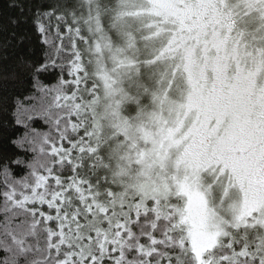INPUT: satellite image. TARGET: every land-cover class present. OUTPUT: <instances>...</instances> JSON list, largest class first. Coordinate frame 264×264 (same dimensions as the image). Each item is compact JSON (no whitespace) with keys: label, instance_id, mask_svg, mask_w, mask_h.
<instances>
[{"label":"snow or ice","instance_id":"obj_1","mask_svg":"<svg viewBox=\"0 0 264 264\" xmlns=\"http://www.w3.org/2000/svg\"><path fill=\"white\" fill-rule=\"evenodd\" d=\"M5 3L0 264H264V0Z\"/></svg>","mask_w":264,"mask_h":264},{"label":"trees","instance_id":"obj_2","mask_svg":"<svg viewBox=\"0 0 264 264\" xmlns=\"http://www.w3.org/2000/svg\"><path fill=\"white\" fill-rule=\"evenodd\" d=\"M0 9H2V15H0V21L7 26V32L0 34V45H2L8 39V32L15 31L16 38L24 37L23 43H17L14 39L12 44L8 46L7 53L10 57V62L14 61L17 57L30 58L34 52H38L36 47V38L32 32L30 24H22L18 27H13L8 21L9 17H15L18 15L16 10H9L6 6L5 0H0Z\"/></svg>","mask_w":264,"mask_h":264}]
</instances>
